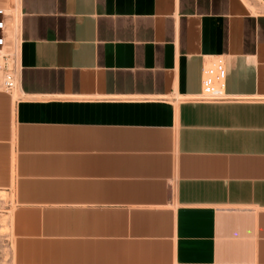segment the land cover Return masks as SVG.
<instances>
[{"label":"crops","instance_id":"0c3cea01","mask_svg":"<svg viewBox=\"0 0 264 264\" xmlns=\"http://www.w3.org/2000/svg\"><path fill=\"white\" fill-rule=\"evenodd\" d=\"M0 8L20 39L17 88L0 76L12 264H264V5ZM217 61L229 98L200 100Z\"/></svg>","mask_w":264,"mask_h":264},{"label":"built area","instance_id":"2783aa9c","mask_svg":"<svg viewBox=\"0 0 264 264\" xmlns=\"http://www.w3.org/2000/svg\"><path fill=\"white\" fill-rule=\"evenodd\" d=\"M10 11L0 8V74L2 87L13 92L18 86L20 64V39L14 34L9 36L7 16ZM226 70L221 61L212 67L205 68L203 90L199 96L203 101H223L229 98L226 93L224 79Z\"/></svg>","mask_w":264,"mask_h":264},{"label":"rangeland","instance_id":"374dc122","mask_svg":"<svg viewBox=\"0 0 264 264\" xmlns=\"http://www.w3.org/2000/svg\"><path fill=\"white\" fill-rule=\"evenodd\" d=\"M256 1L264 5L261 0ZM8 201L7 194L0 193V264H12V238L9 228V213L12 209L9 210Z\"/></svg>","mask_w":264,"mask_h":264}]
</instances>
